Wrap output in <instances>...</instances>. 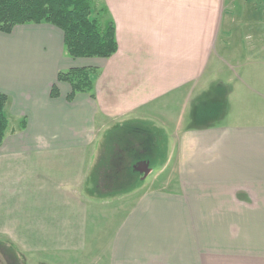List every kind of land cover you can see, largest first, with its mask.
Masks as SVG:
<instances>
[{"label":"crops","instance_id":"crops-1","mask_svg":"<svg viewBox=\"0 0 264 264\" xmlns=\"http://www.w3.org/2000/svg\"><path fill=\"white\" fill-rule=\"evenodd\" d=\"M93 1L114 27L108 58L69 57L47 23L0 32V239L30 260L95 252L93 215L124 202L106 264H264V34L235 33L245 0ZM83 67L92 92L68 99L57 75ZM109 152L132 184L102 181L94 200L90 168Z\"/></svg>","mask_w":264,"mask_h":264},{"label":"trees","instance_id":"trees-1","mask_svg":"<svg viewBox=\"0 0 264 264\" xmlns=\"http://www.w3.org/2000/svg\"><path fill=\"white\" fill-rule=\"evenodd\" d=\"M28 23L59 28L65 53L72 58H108L117 50L113 24L101 20L93 0H0V32L9 33L14 26ZM95 72L90 67L70 68L60 71L57 81L70 85V99L78 92H92ZM57 94L52 86L51 95ZM6 102L7 96L0 92V144L8 127Z\"/></svg>","mask_w":264,"mask_h":264},{"label":"rangeland","instance_id":"rangeland-1","mask_svg":"<svg viewBox=\"0 0 264 264\" xmlns=\"http://www.w3.org/2000/svg\"><path fill=\"white\" fill-rule=\"evenodd\" d=\"M234 19L238 22L234 23L233 29L235 33H239V36H243L242 40L245 38V34H247V30H250L252 34H264V0H245L244 2H235L234 4ZM102 20V18H101ZM130 125H124L123 127L111 128L107 131L104 145L102 150L105 147L111 148L110 144L115 141L116 134L120 133L122 128L123 130L128 131ZM121 132L120 134H122ZM115 136V137H114ZM156 134L154 138L156 139ZM125 143L126 138L122 139ZM163 147H161V140L159 143L154 146V150L156 153L160 152ZM99 153V155L95 154L94 160L92 162V166L90 168V172L88 175V182L86 184L87 193L91 194L92 198L98 199L102 198L105 194H100V189H102L101 182L106 181L110 178H118V183L109 182L105 185L109 189L121 190L130 188L132 181L127 178H123L122 176H128L123 174V171L116 170L114 165L117 164L116 161L119 159L118 156L113 155L111 152L109 153ZM105 167V170L102 169ZM155 167L153 172L147 177L149 180L151 176L158 177V170ZM108 171H111L110 173ZM163 175L160 176L162 178ZM168 178V177H167ZM105 189V188H103ZM109 191V190H108ZM101 199V200H102ZM108 199V198H105ZM124 203V202H121ZM121 203H114L113 206L104 204L101 205V209L97 215H93V219L96 221L100 229L101 240H99V244L97 246V250L93 252L91 250L90 253L84 255H76L71 256L69 258L65 257H55V256H44L41 257L40 260H30L28 257L20 254L17 250L14 249L9 243H6L4 240L0 239V264H106L105 259L103 257L102 246L106 244L108 238V233H110V229L114 226L118 219V212H114V207L116 208ZM118 210V209H117ZM100 258V260H99Z\"/></svg>","mask_w":264,"mask_h":264}]
</instances>
